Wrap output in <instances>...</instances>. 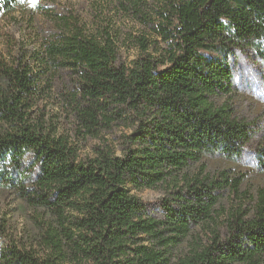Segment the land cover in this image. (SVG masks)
Returning <instances> with one entry per match:
<instances>
[{
    "label": "trees",
    "instance_id": "obj_1",
    "mask_svg": "<svg viewBox=\"0 0 264 264\" xmlns=\"http://www.w3.org/2000/svg\"><path fill=\"white\" fill-rule=\"evenodd\" d=\"M101 1L149 29L131 37L138 55L128 63L114 28L87 32L75 17L0 61V191L40 213L35 242L8 245L0 264H264V194L220 223L243 174L207 166L239 165L256 138L230 103L231 60L264 64V0ZM50 97L77 140L124 128L120 152L80 158L38 112ZM256 150L264 172V142ZM132 189L163 190L160 214Z\"/></svg>",
    "mask_w": 264,
    "mask_h": 264
},
{
    "label": "rangeland",
    "instance_id": "obj_2",
    "mask_svg": "<svg viewBox=\"0 0 264 264\" xmlns=\"http://www.w3.org/2000/svg\"><path fill=\"white\" fill-rule=\"evenodd\" d=\"M60 17L71 22L74 17L77 18L87 32L93 31L98 25L114 28L120 35L117 42L119 56L126 63L138 55L131 37L149 31L134 19L122 13L117 15L101 0H19L10 11L1 6L0 0V61L11 64L17 53L36 48L41 37L58 26ZM231 64L234 87L230 103L237 116L256 132V138L246 146L239 165L224 163L218 157L207 162L211 171L218 167L234 166L239 174H243L239 192L226 194L220 205V213H223L219 218L220 223L231 209H247L260 193L264 194V172L260 171L255 159L256 147L264 142V64L248 54L235 56ZM61 105L57 98H46L40 101L38 112L43 113L47 123L56 126L60 133L71 137L77 145L80 158L91 157L97 147L108 146L116 153L120 152L121 136L127 132L124 128L114 127L103 131L99 138L77 140L73 121ZM132 192L147 204L149 211L160 214L163 190L132 189ZM39 219L38 211L12 193L0 191V253L8 245L26 247L35 242Z\"/></svg>",
    "mask_w": 264,
    "mask_h": 264
}]
</instances>
